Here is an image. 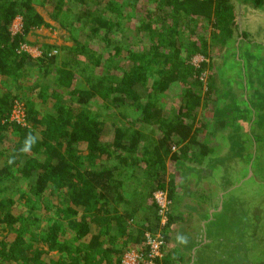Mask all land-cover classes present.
Listing matches in <instances>:
<instances>
[{
    "label": "trees",
    "instance_id": "16d2710c",
    "mask_svg": "<svg viewBox=\"0 0 264 264\" xmlns=\"http://www.w3.org/2000/svg\"><path fill=\"white\" fill-rule=\"evenodd\" d=\"M38 7L71 45L29 40L53 26ZM238 10L234 0H0V264L150 261L158 231L153 264L180 261L169 228L182 184L167 160L200 163L217 148L213 66L236 57L215 49L256 41ZM246 65L242 74L260 72ZM260 101L250 109L264 126ZM19 106L25 122L13 118ZM159 191L171 201L164 227Z\"/></svg>",
    "mask_w": 264,
    "mask_h": 264
},
{
    "label": "rangeland",
    "instance_id": "374dc122",
    "mask_svg": "<svg viewBox=\"0 0 264 264\" xmlns=\"http://www.w3.org/2000/svg\"><path fill=\"white\" fill-rule=\"evenodd\" d=\"M234 1L239 7L238 21H240L241 24H245L247 30L252 33V38H255L256 41L253 40L255 42L251 45V47L246 48V45H242V43H240L241 46L237 47V44L240 41L233 39L231 43H229V46H224L222 48L218 47L215 49L219 58L221 55L224 56L226 54L232 55L233 58L236 57V59H229L228 63L224 62V60L216 59L215 66H213L217 75L220 76L216 81L217 84H215V86H218L215 98H217V101L219 102L217 112L218 120L215 122V131L219 132V136L221 137V140L219 139L221 143L218 142L220 145L216 151L217 153L223 151L221 154L232 151L234 155H239L240 157L243 156L245 159H251V156L248 155L250 153V155H252L251 161L253 162L251 171L253 175L236 187L234 192L233 190L230 192L231 195L235 194V198L237 199L233 200L234 203L236 204L237 202L235 201H239L238 211L234 213L235 218L241 215L240 223L236 224L238 228H235L233 231L229 230V233H226V230L223 228H215L211 225L207 233L208 236L210 234V239L205 236L201 237L203 239V243L200 244L199 247H201V251L198 252L201 257H198V259L197 257H194L192 264H235L238 260H241V264H264V126H258V122L260 121L259 118L261 116L259 117L258 113H254L253 110L251 111L250 109L252 103L260 100L262 101V98L264 97V74L261 73L263 72L262 69H264V67L261 68V66H264V0ZM241 8L244 10L241 11ZM38 9L46 20L53 25V28L42 27L37 29L29 35V40H31L34 44L38 41H46L57 45H71L72 41L64 40V32L57 28V24L51 19L45 8L38 7ZM243 13L244 18L247 20L246 23L244 22L245 19L243 16H241ZM20 29L21 19L18 18L12 26V31L16 33ZM231 45L236 47L233 48ZM23 48L34 56H40L41 52L37 50V46L35 45L25 44ZM229 48L232 50L230 51ZM237 58H241V64H239ZM201 59L202 57L198 56L193 59V63L198 64ZM246 64H252L253 66H256L257 64V66L260 65V72L256 71L252 75L249 73L246 75L250 78L248 86L243 85L241 82V67H245V73L249 70L246 69L248 67ZM243 87H247L249 93L251 94L249 96V100L245 97V95H242ZM205 107L202 109L203 113H205ZM210 110H213V108H210ZM259 112L262 116L264 115V111L261 110ZM13 114V118L15 120L17 119L20 122H25L22 106H19L18 108L16 107ZM255 114L257 115L256 117L254 116ZM249 119H251L250 121L252 122H250ZM253 154H255L254 158ZM186 163L190 164L191 161ZM167 166L169 172L171 173L170 177L172 176L175 178L177 183L180 185L184 183L175 195L177 201H180L178 199L180 195V198H187V200H190L192 205H197L196 202L201 200L202 196L200 193L203 192L207 195L209 193L215 196L217 191L220 190L218 187L221 184H230L232 179H236L246 170L243 163L236 166L211 165L210 168L213 172L209 177L207 184L194 186V183L190 181H183L182 176H180V167L176 160L168 159ZM204 168L207 169V167ZM203 172L204 171H202V173ZM190 183H192L193 186L190 185ZM190 190H197L199 192H191ZM157 193L158 192H156V194ZM195 194H197V198L194 200L193 196ZM170 202L171 201H166L165 207V205L159 201L161 205V210L159 212L162 214L161 226L163 227L168 223L164 214L166 213L165 211L169 209L168 207ZM178 203L179 202H177V205L174 207H177L182 214L184 213V218L187 217V212L190 214L191 211H197L194 213V217L192 218V224H196V219H198L197 216L202 218L203 214L201 212H204L206 209L215 208L216 205H219V203L215 200L212 202L208 201L206 204L200 202L197 205L198 207H192L190 204H187V202L183 203L181 201L179 204ZM174 214L177 215L178 213L175 212ZM230 214L232 215V213ZM224 224L228 225V221H225ZM186 226L187 228H190L188 235L184 234V230L187 228H183ZM171 227L172 228H169V235L173 238L174 236H178L177 239L180 238L181 243L183 244L192 243L193 236L190 234H192L193 231H197L198 236H201V233L203 234V229L199 227L194 230L189 221L187 224L184 222L177 223L175 221L172 223ZM158 232L155 237L160 236V233ZM176 232L178 233L176 234ZM215 232H217L218 236L220 233L225 232V244L220 242L221 238L215 237ZM205 239L210 240V242L204 244ZM195 240L196 239H194V241ZM229 240H231L232 243L236 242V244H228ZM173 244L174 242L171 241L170 245L174 247V253H178L177 255H180L181 257L180 261L175 262V264H187L188 259H191L195 250L190 251L191 249L189 248L186 249L185 247L174 246ZM220 260H223V262H220Z\"/></svg>",
    "mask_w": 264,
    "mask_h": 264
},
{
    "label": "crops",
    "instance_id": "0c3cea01",
    "mask_svg": "<svg viewBox=\"0 0 264 264\" xmlns=\"http://www.w3.org/2000/svg\"><path fill=\"white\" fill-rule=\"evenodd\" d=\"M37 50H39V49L37 48ZM40 55H41V53H40ZM241 76H242V81H241L242 84L248 86V84H249L248 81L250 79L246 75H244L242 73H241ZM242 95H245V97L249 100V98H250L249 96L251 94L249 93V90L247 89V87H243ZM248 116H249V114H248ZM254 116L256 117L257 115L255 114ZM250 120L251 119H249V121ZM250 122H252V121H250ZM215 129H210L209 132H210V134H212V133L215 134V137L214 138L212 137V141H213V144H215L217 146L216 149H218V147H219V145L221 143V141H219V139L221 140V137L219 136V132H216ZM218 142H220V143H218ZM216 149H215V151L212 154H210L208 157L204 158L203 161L200 162V163H199L198 160H195L196 158H193V159H190V160L189 159H185V160H183V159L177 160L176 159V162H177V164L180 167V173H181L180 176H182L183 181L184 182H186V181L189 182L190 181V182L194 183V186H196V185L202 186V185L207 184L208 179H209V177L211 176V174L213 172V170L210 168L211 165L236 166L238 164L243 163L245 165V168H246L245 172L242 173L241 175H239L238 176L239 178L237 177L238 179L237 178L236 179H232L230 181L231 182L230 184H224V185L221 184L218 187V188H220V190H218V192H217V194L215 196H213V195H211L209 193H208V195L204 194L203 192L200 193L202 197H201V200H198L199 202L198 201L196 202L197 205L200 202L201 203L203 202V204H206L208 201L212 202L213 200L217 201V203H219V205H216L215 208L206 209L204 212H201L203 214L202 218H199V216H197L198 219H196V224H192L193 223V221H192L193 219L192 218L194 217V213L197 212L196 210L195 211H191L190 214L187 212V217L184 218L183 217L184 213L182 214V212L180 210H178L177 207H175V212L178 213L177 215H175V221L177 223L178 222H184V223L187 224V222L189 221L190 224L192 225V228L194 230L196 228H199V227L201 229H203V234L201 233V236H198V232L197 231H193V233L190 234V235L193 236V241H192L191 244H186V243L183 244V243H181L180 238L177 239L178 236L177 237L174 236V238L173 237L171 238L172 242H174V244H173L174 246H182V247H185L186 249L189 248V249H191L190 251L195 250V253L191 257V259H188L187 264H192V260H193L194 257H197V259H198V257H201V256H199V253H198V252L201 251V247H199V246H200V244L203 243V239L201 237L205 236L206 238L208 237V239H210V234L208 236L207 233H208L209 227L211 225H213V227H215V228H217V227L223 228L224 230H226L225 231L226 233H229V230L233 231V230H235V228H238V226H236V224L240 223V216L241 215L238 216L237 218H235L234 213L236 211H238V206H239L238 203H239V201H235V202H237L235 204L234 201H233V200H237L235 198V194L231 195L230 192H231V190H233V192H234L236 187H238L241 183H243L246 180H248L253 175V173L251 172L252 171L253 162L251 161L252 155H250V153L248 155L251 156V159L250 158L245 159V158H243V156L240 157L239 155H234V153L232 151L226 152L225 154H223V153L221 154V152H223V151L217 153ZM254 157H255V154H253V158ZM190 161H191L190 164L186 163V162H190ZM182 167H184L186 169V171L188 170V173H187L186 176H184V172L185 171L182 169ZM204 167H207V169H205ZM200 171H201V173H200ZM202 171H204V172L202 173ZM192 183H190V185H192ZM183 184H182V186H183ZM190 191L191 192H195L197 190H190ZM197 192H199V191H197ZM193 197H194V200H195V198H197V194H195ZM178 199L180 200V201H178L179 203L181 201L183 203L187 202V204H190L192 207H198L197 205H194V204L192 205V202H190V200H187V198H180V195H179ZM175 205H177V202H176ZM230 213H232L233 216ZM225 215H226V217H225ZM230 216H232V217H230ZM176 219H178V220H176ZM245 220H246V218H245ZM225 221H228V225L224 224ZM186 228H187V226L184 227L183 229H186ZM240 229H241V226H240ZM188 231H190L189 227L186 230H184V234L188 235L189 234ZM225 232L224 233H220L219 236H218L217 232H215V237L216 238H221L220 242H223V244H225V240H226ZM177 233L178 232H176V234ZM194 239H196V240L194 241ZM209 242H210V240L205 239L204 244H207ZM228 244H236V242L232 243L231 240H229ZM220 262H223V260H220ZM235 264H241V260H238Z\"/></svg>",
    "mask_w": 264,
    "mask_h": 264
},
{
    "label": "built area",
    "instance_id": "2783aa9c",
    "mask_svg": "<svg viewBox=\"0 0 264 264\" xmlns=\"http://www.w3.org/2000/svg\"><path fill=\"white\" fill-rule=\"evenodd\" d=\"M156 197H157V200L162 202L163 205H165L166 207V201H168L167 195L164 192L159 191L156 194ZM149 238H150V244H151V253L149 257L153 259L156 256H161L160 248H161L162 241L159 240L157 237H153V236H149ZM152 259L148 261L143 256L132 252L126 255L124 259V264H153Z\"/></svg>",
    "mask_w": 264,
    "mask_h": 264
},
{
    "label": "clouds",
    "instance_id": "9594fccd",
    "mask_svg": "<svg viewBox=\"0 0 264 264\" xmlns=\"http://www.w3.org/2000/svg\"><path fill=\"white\" fill-rule=\"evenodd\" d=\"M19 31H20V30H19ZM165 212H167V211H165ZM164 215L166 216L165 218L167 219V214L165 213Z\"/></svg>",
    "mask_w": 264,
    "mask_h": 264
},
{
    "label": "bare ground",
    "instance_id": "6f19581e",
    "mask_svg": "<svg viewBox=\"0 0 264 264\" xmlns=\"http://www.w3.org/2000/svg\"><path fill=\"white\" fill-rule=\"evenodd\" d=\"M197 118V117H196ZM204 121V120H203ZM249 151V150H248ZM218 192V191H217ZM179 204V203H178ZM209 207V206H208ZM201 209V208H200ZM155 234V233H154ZM162 239V238H161ZM155 261V260H154Z\"/></svg>",
    "mask_w": 264,
    "mask_h": 264
}]
</instances>
